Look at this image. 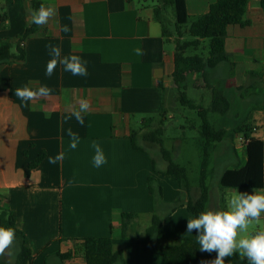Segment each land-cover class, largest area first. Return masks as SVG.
Returning a JSON list of instances; mask_svg holds the SVG:
<instances>
[{
	"label": "crops",
	"instance_id": "obj_1",
	"mask_svg": "<svg viewBox=\"0 0 264 264\" xmlns=\"http://www.w3.org/2000/svg\"><path fill=\"white\" fill-rule=\"evenodd\" d=\"M216 1L189 4L186 0L188 13L199 17ZM34 3L54 6L56 15L21 41L23 61L0 66V206L16 214L17 227L31 244L33 264H85L83 240L99 237L112 238L114 249L124 254V264H162L160 251L146 250L139 241L155 213L148 180L154 179L162 188L167 203L176 201L183 191L176 177L162 173L166 161L158 166L151 153L154 148L143 146L140 134L144 120L159 116L166 106L175 53L167 45L175 47V43L166 33L163 13L171 6L150 7L136 0H0V45L10 43L12 53L33 24L30 10L38 9ZM246 19L249 25H232L227 30L226 51L232 64L210 71L208 80L210 86L220 87L218 74L227 70L236 78L238 91L246 84L253 90L252 83L258 81L264 98L261 0L250 1ZM64 25L69 32L61 31ZM49 45L60 47L62 56L78 55L86 62L87 76H74L59 64L47 76L52 58ZM137 48L143 55L136 54ZM42 85L52 90L47 98L26 104L15 96L16 88ZM81 98L91 105L83 114V126L71 116ZM252 118L255 125L250 136L264 144V102ZM69 128L79 136L75 149L69 146ZM135 133L144 150L134 148ZM94 141L107 161L99 168L93 166ZM215 151L224 156L231 152L237 163L221 173L217 190L209 186L206 210L226 207L236 190L222 187L221 177L247 162L244 145L232 147L231 141L224 140ZM60 153L63 161L48 162V157ZM237 191L252 193L253 189ZM124 213L138 216L127 238L122 236ZM188 219L193 216L186 206L165 217L164 240L193 237L195 230L187 232ZM253 225L264 230V214ZM72 252L70 260L60 256Z\"/></svg>",
	"mask_w": 264,
	"mask_h": 264
},
{
	"label": "trees",
	"instance_id": "obj_2",
	"mask_svg": "<svg viewBox=\"0 0 264 264\" xmlns=\"http://www.w3.org/2000/svg\"><path fill=\"white\" fill-rule=\"evenodd\" d=\"M251 0H217L211 4L206 14L199 16L189 28L187 34L191 40L181 42L176 40L174 53V71L172 81L178 93L179 103L186 108L196 111L201 119L199 148L202 153L200 193L198 197H192V187L189 182L185 167L174 162L172 154L164 148V134L162 127L143 135L144 142L150 145H158L161 154L167 163L164 175L174 176L179 182L183 191L180 197L167 203L163 199V190L156 184L154 179L148 180L150 192L155 198V213L150 225L144 235L139 236V241L144 249H157L162 255V264H208L215 259L217 253L202 252L196 241L198 233L195 231L193 237L184 238L176 243L166 242L163 238V219L171 215L178 208L186 206L193 218H196L202 211H206L209 201L208 167L216 146L227 138L228 131L225 128H217L209 119L210 113L227 115L232 103L227 91L219 86H211L212 100L209 107L196 104L187 94L186 79L191 74H199L204 82L209 83L208 73L217 69L222 64H232V57L226 51L227 30L232 25L247 26L246 19L248 4ZM163 6H171L175 10V28L180 38L183 37L182 30L187 25L190 15L188 13L186 0H161ZM264 7V0H261ZM39 8V3H34ZM159 13V9H157ZM0 27L3 20L0 21ZM39 26H29L22 38L17 43L16 53H12V45L4 42L0 45V66L25 59V51L21 47V41L36 33ZM166 33L173 34L166 29ZM166 36H168L166 34ZM208 42V53L188 55V50L197 51L200 46ZM165 109L159 117L147 118L144 120L143 129H151L153 124L161 117L164 118ZM162 118V119H163ZM159 124L164 125L163 120ZM241 127L245 138L249 140L245 146L247 162L244 166L229 169L224 172L220 183L224 188L235 190L263 189L264 188V144L261 140L250 136L252 129L248 126ZM139 134L132 137L133 146L137 150H144L138 145ZM157 171V169H156ZM187 199V200H186ZM165 209V210H164ZM164 210V211H163ZM163 211V214L160 212ZM166 214V216L164 215ZM138 216L136 214L122 215V236L127 238L132 221ZM0 227H12L16 232V241L20 244V252L13 264H33L34 254L31 244L25 234L17 227L16 214L9 209L0 206ZM85 264H124L122 251L114 249L113 240L110 237L87 238L81 245ZM63 260H70L74 252L60 255ZM248 264L239 255L226 258L225 264ZM0 264H12L0 259Z\"/></svg>",
	"mask_w": 264,
	"mask_h": 264
},
{
	"label": "rangeland",
	"instance_id": "obj_3",
	"mask_svg": "<svg viewBox=\"0 0 264 264\" xmlns=\"http://www.w3.org/2000/svg\"><path fill=\"white\" fill-rule=\"evenodd\" d=\"M139 1L146 3L150 7L161 5L160 0H136V2ZM188 1L190 4V2L194 0ZM192 13L187 25L182 30L183 37L180 38L175 28L176 16L174 8L168 7L164 9L163 15L166 21L167 29L173 34L175 44L177 39H180L181 42L191 40V37L187 34V28H189L192 22L198 18V15L195 16ZM167 47L171 50L175 48L171 43H168ZM207 48L208 42H204L197 51L190 49L187 54L193 55L196 53L200 54L202 52L207 54ZM224 65L227 66L226 64ZM218 79L222 81V83L219 82L218 85L222 88L226 87L227 89V94L232 103V108L225 116L210 113L209 119L217 128L227 129L228 134L225 140L231 141V146L236 147L238 144H241L240 136H245L243 132L240 131V128H246L244 126H248L252 129L255 125L252 118L253 112L264 102V98L260 90L262 85L256 81L252 83L253 90H250L251 86L248 88V85L246 84L242 91H238V82L236 78H233L227 70L223 72L220 71L217 81ZM167 85L168 90L164 118L162 117V119L160 117L158 121L153 124L151 129L143 130V133L140 134L141 143L146 148H149L150 144L143 141V135L151 130L162 127L165 131L163 137L164 148L171 152L175 163L186 168L189 182L192 187V197L196 198L200 193L199 183L202 164V153L199 148L201 119L196 111L183 107L179 103L177 99L178 93L174 87L172 78L167 80ZM186 85L188 96L193 99L196 104L202 105L205 108L209 107L212 100L211 86L209 83L203 81L201 75H189L186 79ZM161 119L164 121V125L162 126L159 124ZM152 147L154 150L151 148L153 150L151 153L158 160V166H162L165 160L161 154L160 147L158 145H152ZM243 156V153L240 151L238 153V158L241 161ZM236 163L237 160L231 152L224 156L214 150L208 167V185L212 188V190H217L219 188L218 184L221 173L225 169L233 167ZM163 211L160 212V214H163ZM164 215L166 216V214ZM254 230H263V228L257 225L250 226L249 231ZM176 242L177 241L175 240L170 241V243ZM11 251L13 253L11 256L5 254L3 257H0V259L8 263H15L17 255L20 252V244L18 241L15 240Z\"/></svg>",
	"mask_w": 264,
	"mask_h": 264
},
{
	"label": "clouds",
	"instance_id": "obj_4",
	"mask_svg": "<svg viewBox=\"0 0 264 264\" xmlns=\"http://www.w3.org/2000/svg\"><path fill=\"white\" fill-rule=\"evenodd\" d=\"M56 15L54 6L41 4L36 10H30L31 23L43 26ZM67 33L70 31L67 25L61 28ZM49 54L52 57L46 68V75L51 76L57 65H62L64 71L71 72L74 76H87L86 62H83L78 55L72 54L62 56L61 48L49 45ZM137 55H143L140 48L135 49ZM47 86H40L33 89L24 86L15 89V96L26 104L40 98H47L51 94ZM78 108L71 110V116L75 117L80 125H84L83 114L90 110V102L86 99H78ZM71 138L70 148L75 149L79 143V136L71 128L68 129ZM95 149L93 166L101 167L105 164L106 157L99 144L95 141L92 144ZM64 154L60 153L55 157H48L50 164L63 161ZM264 214V189L254 188L252 193L234 191L226 202V207L221 210L202 211L196 218L188 219L187 232L194 230L198 233L196 241L202 252H216L215 259L208 264H225L226 258L239 255L248 264H264V230L249 231L254 222L259 223ZM16 232L12 227H0V257L5 254L11 256L13 253ZM230 264V262H229Z\"/></svg>",
	"mask_w": 264,
	"mask_h": 264
},
{
	"label": "built area",
	"instance_id": "obj_5",
	"mask_svg": "<svg viewBox=\"0 0 264 264\" xmlns=\"http://www.w3.org/2000/svg\"><path fill=\"white\" fill-rule=\"evenodd\" d=\"M253 131H256V128H254ZM240 142L242 145L246 146L248 144L249 140L246 139L245 136H243V137H240Z\"/></svg>",
	"mask_w": 264,
	"mask_h": 264
}]
</instances>
